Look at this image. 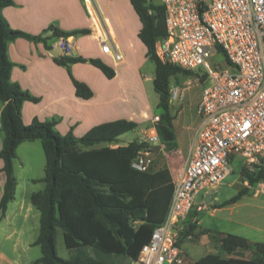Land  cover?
Segmentation results:
<instances>
[{"label": "trees", "instance_id": "trees-1", "mask_svg": "<svg viewBox=\"0 0 264 264\" xmlns=\"http://www.w3.org/2000/svg\"><path fill=\"white\" fill-rule=\"evenodd\" d=\"M130 1L142 22L139 36L147 47V56L156 63L154 85L160 95L159 107L163 109L157 130L161 140H173L172 79L179 74L191 75L192 71L163 62L157 54L158 39L167 35L166 8L162 2ZM13 4L14 0H0L1 129L5 132L0 160L3 161L1 171L6 175L0 215L5 216L9 203L16 198L18 179L14 160L18 157V147L25 141L41 140L46 154L45 176L35 181L46 185L32 194V202L41 212L40 234L35 244L42 247L43 255L30 264H111L90 256L86 250L89 247L108 255H125L138 261L144 244L150 241L156 227L168 217L175 188L170 172L167 168L152 172L133 166L134 159L147 146L139 139L117 147H97V144L116 141L119 136L135 130L139 125L135 121L121 118L100 123L80 138L72 134L62 136L55 129V121L35 118L30 124L24 122V103L39 102L40 97L11 80L14 63L9 55V46L19 37L46 38L11 27L3 9ZM49 31L60 39L90 30L71 33L51 24L45 30ZM55 61L62 65L90 61L107 77L116 75L115 67L99 58L61 56ZM70 74L79 97L90 99L94 96L88 84L76 79L71 71ZM241 172L250 185L264 181V165L258 166L255 171L243 167ZM248 191L249 187L241 189L220 206L237 202ZM196 227L194 223L183 227L180 245L195 234ZM59 228L63 230L66 247L76 251L70 258H64L58 252ZM211 231L204 229L196 236L210 234ZM220 240L222 253H209L196 264H264L263 241H252L235 233H223ZM239 249L250 250L253 256L249 259L235 256Z\"/></svg>", "mask_w": 264, "mask_h": 264}, {"label": "crops", "instance_id": "crops-1", "mask_svg": "<svg viewBox=\"0 0 264 264\" xmlns=\"http://www.w3.org/2000/svg\"><path fill=\"white\" fill-rule=\"evenodd\" d=\"M154 1L161 3V0ZM3 14L12 28L46 38L34 40L19 37L9 46V55L14 63L11 80L19 83L22 89L29 91L32 95L40 97L39 102L24 103L22 112L26 124L32 123L35 118L41 121H55V129L62 136L72 134L80 138L97 124L125 118L139 124L135 130H140V135L136 139L142 141L145 135L158 133L157 123L163 109L159 107L160 95L154 85L155 74L151 77L141 71L147 60L151 59L147 56V47L139 36L142 22L130 0H14L13 5L3 9ZM51 24L71 33L81 29L90 31L77 32L69 36L67 39L70 41L72 51L67 53L60 46L61 38L54 37L51 31L45 32ZM104 41L111 44V53L102 51ZM55 50L58 51V57L99 58L114 66L116 75L113 78L107 77L90 61L69 65L58 64L55 61L57 57L53 54ZM117 52L121 55L120 59L114 58ZM70 71L76 79L92 88L93 97L85 99L77 95ZM147 81H151L153 86L150 84L147 86ZM175 83L172 82V85H179ZM151 87L158 94L155 99L158 108H161L159 113H154L150 105L148 90ZM202 95L203 90L198 98L197 109ZM183 105V101L171 102L175 138L163 141L159 136L158 142H146L147 146L144 148L149 149L153 158L149 170L156 172L167 168L174 185L185 169L194 138L203 121L200 116L198 128L195 129L194 134H189L185 127H181L179 121ZM2 109L3 103L0 100V150L5 141V132L1 129ZM145 127H149V130ZM122 137L121 135L116 141L110 143L102 142L97 144V147L106 145L117 147L135 140H122ZM37 141L23 142L18 147V156L20 157V151L23 150L28 153L38 152L39 142ZM16 159L14 160L15 174L18 179L16 198L9 203L5 216L0 215V264H30L43 255L42 247L35 244L40 234L41 212L33 204L32 194L43 189L46 184L41 181L45 184L42 188V184L35 181L40 179V175L33 170L32 157L26 155L21 157L27 161V164L21 162L19 169ZM41 166L42 168L46 166L43 159ZM2 167L3 161L0 160V200L6 182V175L1 171ZM243 167H245L244 163H242ZM204 201L205 199H201L200 202H195L197 212L202 211L198 210V206ZM192 209L185 225L196 224L198 233L208 229L201 226L202 221L198 213L193 214L192 217ZM250 227L255 228L252 225ZM220 245L221 240L219 249L207 251L202 257L209 253L221 254ZM37 246L40 248H35ZM86 250L90 256L108 262L110 257L118 259L121 256L107 254L110 257H106L107 255L103 252L92 247ZM242 251L250 250L239 249L234 255L248 259L253 256V252L250 256H241L239 253ZM75 252L71 250L70 257ZM125 258L133 260L128 256ZM113 264L118 263L113 262Z\"/></svg>", "mask_w": 264, "mask_h": 264}, {"label": "built area", "instance_id": "built-area-1", "mask_svg": "<svg viewBox=\"0 0 264 264\" xmlns=\"http://www.w3.org/2000/svg\"><path fill=\"white\" fill-rule=\"evenodd\" d=\"M161 2L166 8L167 35L158 39L157 54L163 62L185 70L204 69L199 75L204 87L198 106L203 121L175 182L168 217L142 247L139 261L186 264L179 238L197 194L225 181L238 156L249 170L264 165V0ZM60 46L72 51L67 38H61ZM102 51L111 53V44L102 42ZM219 54L229 65L212 62ZM114 58L121 55L117 52ZM185 88L172 85L170 102H182ZM159 140L158 133L142 139ZM152 163L149 149H143L133 166L146 171ZM205 207L203 202L198 210Z\"/></svg>", "mask_w": 264, "mask_h": 264}, {"label": "rangeland", "instance_id": "rangeland-1", "mask_svg": "<svg viewBox=\"0 0 264 264\" xmlns=\"http://www.w3.org/2000/svg\"><path fill=\"white\" fill-rule=\"evenodd\" d=\"M214 61L222 62L223 67L229 65L223 54L215 56L212 62ZM141 71L145 75L153 77L156 71V63L152 60H147ZM201 71H204V69L197 68L192 71L191 75L179 74L172 79V82H176L175 84L186 87V97L183 100V112L181 113L179 121L181 122V127H185L191 135L194 134L195 129L198 128L201 116L197 109L198 98L201 96L204 87L199 76ZM146 84L149 86V84L152 85V82L147 81ZM148 91L150 92L149 100L151 108L154 113H159L161 108H158L155 99V97H158V94H156L153 87ZM145 129L149 130V127H145ZM179 129L181 130L182 128L179 126ZM138 135H140V130H132L123 134L122 140L136 139ZM37 142H39L38 152L31 151L28 153L24 150L20 151V157L18 156L15 162L19 169V164L21 162L27 164V161H24L21 157L25 155L32 157V162L34 164L33 170L35 172L37 171V173H39L38 175H40L39 177L42 178L45 176V168H42L41 161L43 159L46 165V155L41 140H38ZM242 163L243 157L238 156L235 158L232 163L234 168L233 173L219 186L212 189L201 190L196 197V203L200 202L201 199H205L204 202L207 204V207L203 208L202 211L197 212L196 206H194L191 215L193 217V214L198 213L202 221L201 226L211 229L212 231L208 235L200 234L199 236H196V234H198V229H195V234L190 235L187 240L183 242L182 246L187 255L186 264H196L197 260L202 257V255L206 254L207 251L212 252L215 251L216 248L219 249V238L223 233L247 235L255 241L264 242V181L250 185L249 181L241 172ZM38 184H42V188L45 185L44 183H41V181H39ZM245 187H249V191L240 200L219 208L221 207L220 204L236 195ZM214 210L215 212H213ZM251 225L255 228L252 229L250 227ZM35 248H40V246ZM57 248L60 256L64 258L70 257L71 250L66 247L61 228L58 229ZM239 254L241 256H250L252 253L251 251H242ZM106 257L110 256L107 255ZM108 260L112 264L113 262L118 264H143L139 260L135 261L126 259L125 255H121L118 259H112V257H110Z\"/></svg>", "mask_w": 264, "mask_h": 264}, {"label": "water", "instance_id": "water-1", "mask_svg": "<svg viewBox=\"0 0 264 264\" xmlns=\"http://www.w3.org/2000/svg\"><path fill=\"white\" fill-rule=\"evenodd\" d=\"M53 54L56 56V57H58L59 56V54H58V51L57 50H55L54 52H53ZM128 144V143H127ZM167 264V263H166Z\"/></svg>", "mask_w": 264, "mask_h": 264}]
</instances>
